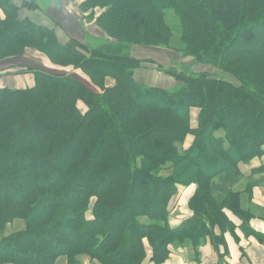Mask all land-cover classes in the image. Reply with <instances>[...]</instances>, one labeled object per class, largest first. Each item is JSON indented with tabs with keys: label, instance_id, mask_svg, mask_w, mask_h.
Returning <instances> with one entry per match:
<instances>
[{
	"label": "trees",
	"instance_id": "1",
	"mask_svg": "<svg viewBox=\"0 0 264 264\" xmlns=\"http://www.w3.org/2000/svg\"><path fill=\"white\" fill-rule=\"evenodd\" d=\"M79 10L105 41L62 44L0 0V61L34 50L97 88L24 64L15 75L34 74L33 86L0 87V264H165L171 246L190 244L199 258L208 240L223 264L225 235L237 230L264 246L251 227L264 211L244 209L233 190L239 165L264 157V0H83ZM150 73L179 86L151 83ZM248 180L251 197L264 164ZM193 184V216L172 228V201Z\"/></svg>",
	"mask_w": 264,
	"mask_h": 264
},
{
	"label": "crops",
	"instance_id": "2",
	"mask_svg": "<svg viewBox=\"0 0 264 264\" xmlns=\"http://www.w3.org/2000/svg\"><path fill=\"white\" fill-rule=\"evenodd\" d=\"M14 4L20 7L19 16L22 20L30 19L34 23L38 25H42L44 27L55 29L59 40L62 44L67 43L72 37V33L74 34L76 31L81 33V42H86L88 45H96L99 42L105 41L107 38L105 34L96 26L95 21H87L86 15L82 14L79 11V5L83 2V0H78L75 2L69 0H41L43 2V6L46 8L44 11L39 10H29L27 8L22 7V2L20 0H12ZM37 3L39 0H35ZM48 10L49 14L46 13ZM101 13L97 12V15ZM89 23V24H88ZM72 30V31H71ZM134 48L133 53H136ZM32 50L28 51V55H31ZM34 56V54H33ZM44 59V58H43ZM43 61V60H41ZM46 61V60H44ZM20 61H16V59H7L0 61V68L3 66H17ZM22 65V64H21ZM65 71H70L65 68ZM73 71V70H72ZM74 72V71H73ZM16 73V72H15ZM15 75V74H14ZM144 81L147 82L146 75H143ZM83 82L87 85L94 87L92 83L88 80V78L83 76L81 78ZM10 82L11 88H18L20 84H24V79L15 78ZM166 82L172 81L171 78L165 80ZM174 83V82H173ZM115 84L114 80L107 79L106 86L112 87ZM7 87V86H4ZM95 88V87H94ZM97 90V88H95ZM194 118L197 117L194 113ZM195 125V123H194ZM193 138L189 137L186 141L185 147H189L191 145ZM264 164V157L261 159H255L250 164H248L247 170L244 169V164L240 165V171L247 179L251 176L252 171ZM249 181V180H248ZM247 181V185H248ZM245 180L241 181L234 187V191H240L238 187L241 185H245ZM246 185V186H247ZM246 188V187H245ZM248 188V187H247ZM246 188V190H247ZM180 195L177 197V202L174 201V209H172L170 221L171 225L174 228L181 226L183 222L192 218L193 212L189 209V202L195 195L197 190L196 185H192L187 188H180ZM245 190V189H243ZM244 200L246 199L245 194H243ZM172 201V203H173ZM248 208H251L252 211L261 215V211H264V187H256L253 192V199L248 204L245 200ZM172 206V204H171ZM229 219L238 227L241 224V221L233 215L230 211H225ZM259 217V215H257ZM264 216V215H261ZM260 218V217H259ZM255 219L251 222V227L262 234H264V222L261 219ZM219 234V231L216 232ZM237 239L233 237L231 234H226L225 239L228 246L229 255L224 258L223 264H264V246L261 245L255 238H247L240 231H236ZM188 244V243H187ZM224 253V249L221 248ZM171 257L168 262L165 264H219L218 254L216 250L212 247L210 241H206L199 248V258H196V254L190 244L188 245H174L170 247ZM67 264V263H66Z\"/></svg>",
	"mask_w": 264,
	"mask_h": 264
},
{
	"label": "rangeland",
	"instance_id": "3",
	"mask_svg": "<svg viewBox=\"0 0 264 264\" xmlns=\"http://www.w3.org/2000/svg\"><path fill=\"white\" fill-rule=\"evenodd\" d=\"M75 2V1H74ZM79 2V1H78ZM38 5H39V11H44V9H46L44 6H43V2L41 1V0H39V2H38ZM79 8V7H78ZM80 11V10H79ZM98 12H100V10L98 11ZM46 13L47 14H49V12H48V10H46ZM169 14H172V13H170L169 12ZM173 15V14H172ZM171 17V16H170ZM173 18V21H171V23H172V25L174 26V27H177L178 26V24H179V20L177 19V17L174 15V17H172ZM86 19H87V21L89 22L90 21V19H89V13L86 15ZM89 24V23H88ZM72 31V30H71ZM179 33V31H177V33H175V36H174V43H178L179 42V40H180V35L178 34ZM72 35V37H74V38H76V39H79V40H81V33L79 32V31H76L74 34L72 33L71 34ZM174 45H176V44H174ZM33 52H31V55H26L25 56V58L24 59H16V61H20L19 62V65H17V66H3L2 68H0V87H4V86H10L11 84H10V82L12 83V82H16V81H13V79H15V78H20V79H24L25 80V82H27V84L26 83H24V84H20L19 86H18V88H27V87H31V86H33L34 85V83H35V79H34V74H26V75H14L15 74V72L16 71H18V70H20V68H21V64H24V65H28V66H31V67H36V68H43V69H45V70H49V71H52V72H56V73H70V74H73V75H75L76 77H78L80 80H81V78H83V76L85 77V75L81 72V71H76L73 67H69V66H64V65H61V66H56V65H53L50 61H49V59L46 57V56H44V55H42V54H40V53H37V52H35L34 50H32ZM33 54H34V56H33ZM165 55L164 54H161V53H153V54H151L149 57L150 58H155V59H158L159 61H161V62H164L165 61V57H164ZM174 58L173 59H171L172 60V62H174V63H179V61L181 60V57H180V55L179 54H176V53H174ZM44 58V59H43ZM41 60H43V61H41ZM44 60H46V61H44ZM190 61H191V59H186V60H184V62L187 64V65H190L191 63H190ZM183 62V63H184ZM185 64V65H186ZM23 67V66H22ZM65 68H67V69H69L70 71H65L64 69ZM74 72H73V71ZM192 70L193 71H196V72H199V71H201V72H207V73H212V74H214L215 75V73H216V71L212 68V67H210V66H205V65H197V66H194L193 68H192ZM87 77V76H86ZM88 78V77H87ZM88 80L90 81V79L88 78ZM149 80H150V82L151 83H158L159 82V84H161L164 88H167V89H170V90H175V89H177L178 88V83L176 82V81H169V82H166L165 80H164V82H163V80H160V79H157L156 77H155V73H150V75H149ZM81 81H83V80H81ZM174 82V83H173ZM90 83H91V81H90ZM80 107L83 109V110H85V108H84V105H80ZM241 165V164H240ZM240 165H239V170H240ZM245 166H244V169L245 170H247V167H248V164H244ZM241 172V171H240ZM241 177H242V179H241V181H244L245 180V185H241V186H239L238 188L240 189V190H242V194H245V197H246V199L245 200H249V203L252 201V199H253V192H254V189H253V191H252V196L250 197L249 196V193L246 191V188L249 186V181H248V179H249V177L247 178V179H245L244 177V175L241 173ZM218 179H216V181H217ZM247 181H248V185H247ZM193 185H195V184H193ZM247 185V186H246ZM190 186H192V185H190ZM190 186H188V187H190ZM197 186V185H196ZM246 187V188H245ZM180 188H187V187H182V186H180L179 187V191H178V194L174 197V199L176 200L175 201V203L177 202V197L180 195V192H181V189ZM243 189H245V190H243ZM197 191V190H196ZM238 191V190H237ZM196 193V192H195ZM244 196V195H243ZM171 208L172 209H174V201H173V203H172V206H171ZM244 209H249V210H251L252 211V209L251 208H248L247 206H244L243 207ZM190 209V208H189ZM183 224V223H182ZM181 224V225H182ZM21 225H23L22 223H16V224H14V225H12L9 229H8V232L7 233H11L12 231H14V230H17V227H20ZM170 225H171V221H170ZM171 227L172 228H174L172 225H171ZM151 254H152V252H151V250L149 249V252H148V255H149V258L151 257ZM171 257V256H170ZM148 258V259H149ZM170 260V259H169ZM168 260V261H169ZM167 261V262H168ZM82 262H83V264H100L99 262H95V261H91L89 258H82ZM58 264H66V261H64V260H61L60 262H58Z\"/></svg>",
	"mask_w": 264,
	"mask_h": 264
}]
</instances>
